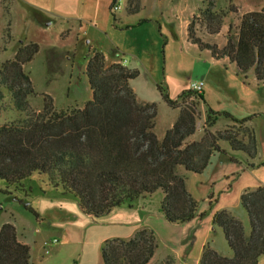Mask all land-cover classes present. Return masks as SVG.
<instances>
[{
  "label": "trees",
  "instance_id": "16d2710c",
  "mask_svg": "<svg viewBox=\"0 0 264 264\" xmlns=\"http://www.w3.org/2000/svg\"><path fill=\"white\" fill-rule=\"evenodd\" d=\"M126 8L129 14L137 13L139 0H127ZM29 9L39 16L37 10ZM224 16L213 2L203 0L187 24L188 41L208 50L216 60L227 58L240 74L253 69L256 80L263 82L264 6L243 13L236 33L228 32L222 47L197 35L196 19L206 34L215 35ZM37 52V43H22L11 58L0 61V104L8 97L18 113L26 111L27 97L35 93L24 65ZM84 72L92 97L83 106L56 110L46 94L38 113L0 126V179L8 187H22L33 172L45 174L53 188L73 195L81 211L94 220L117 206L132 208L159 191L165 220L185 223L204 215L187 189L188 175L201 174L215 153L225 155L223 142L231 151L245 154L246 166L252 165L249 160L257 153L256 132L249 123L252 115L238 118L214 110L191 89L170 98L164 87L156 85L165 104L178 109L171 127L158 138L154 130L157 104L139 100L129 84L139 75L137 69L120 60L107 63L104 54L88 44ZM199 105L204 106L203 134L187 141L197 130ZM219 119L237 128L211 131ZM239 204L247 215V227L228 210H218L212 218L231 253L216 251L208 241L198 264H257L264 254V186L245 189ZM157 246L155 233L141 227L131 237L105 239L100 248L102 264H149ZM0 264H32L30 246L18 240L15 226L8 222L0 225ZM159 264H173V258L168 256Z\"/></svg>",
  "mask_w": 264,
  "mask_h": 264
},
{
  "label": "rangeland",
  "instance_id": "374dc122",
  "mask_svg": "<svg viewBox=\"0 0 264 264\" xmlns=\"http://www.w3.org/2000/svg\"><path fill=\"white\" fill-rule=\"evenodd\" d=\"M25 1L42 4L69 18L55 19L41 34L37 31H22L27 28V22L36 19H28L26 15V22L16 12L13 14L11 31L9 22L6 23L11 20V15L5 12L9 2L5 0L0 3V13L3 15V18L0 17V60L11 58L13 55L10 54L22 43L37 41L40 48L31 63L24 65L35 92L27 97L26 111L18 113L11 108L9 98H3L0 104V126L27 113H38L45 103L46 94L52 98L56 110L81 107L91 99V89L84 72L90 44L91 49L104 54L107 63L112 59L121 60L128 68L139 71V75L129 84L136 89L139 98L157 104L155 132L159 136L174 120L175 110L165 104L156 85L164 87L170 98H176L182 91L190 89L192 81L203 79L204 99L211 108L228 111L238 118L252 115L253 119L249 123L256 132L257 150L263 152V155L254 157V165H259L261 173L264 172V81L256 80L253 69L245 75L240 74L233 63L214 60L207 50L199 49L188 41L187 24L198 12L202 0H139L140 9L134 14L127 13V0L115 1L120 6L118 10L111 8L113 0ZM208 1L213 2L216 9L225 12L222 31L213 38L205 33L196 19L195 28H200L196 33L204 41L215 43L218 47L225 44L228 32L232 35L236 33L241 13L264 6V0ZM35 17L39 25H44L45 19ZM21 32L27 33L30 41H25ZM67 88L70 90L69 95L64 92ZM198 109L197 130L187 141L198 140L203 134L204 106L199 105ZM227 126L237 128L231 121L219 119L211 131L222 130ZM222 147L225 155L215 153L202 174L191 176L196 184L195 199L199 205L204 200L205 209L210 204L217 206L228 201L224 191L233 185V167L242 169L244 165L245 156L242 152L231 151L224 142ZM223 170L226 176L221 174ZM221 190L223 193L219 194ZM207 192L213 194L212 198L207 197ZM160 195L156 191L152 199ZM75 201L73 195L53 188L45 174L33 172L17 189L8 187L0 179V225L5 222L13 224L19 238L30 245L31 257L45 260L54 253L53 247L58 245H50V252L44 253L42 242L57 238V230L45 224L50 218L64 214L67 207L76 204ZM201 213L204 214L203 211ZM244 225L247 226L246 221ZM156 230L164 240L171 236L166 228L157 226ZM210 238V244L218 252L231 253L220 228L214 229ZM160 245L155 250L156 258L163 253ZM262 256L257 264H264Z\"/></svg>",
  "mask_w": 264,
  "mask_h": 264
},
{
  "label": "crops",
  "instance_id": "0c3cea01",
  "mask_svg": "<svg viewBox=\"0 0 264 264\" xmlns=\"http://www.w3.org/2000/svg\"><path fill=\"white\" fill-rule=\"evenodd\" d=\"M3 1L5 0H0V3H2ZM8 2V7L5 8V12L8 15H11V20H7L6 23L9 22L8 27L11 28V31H13V14H15L16 12H18L22 20L25 19L26 15L28 16V19L29 17H33L36 19L34 22L31 20L29 22L24 20L27 22V30L25 29L22 31H37L41 34L45 33V30L47 29L46 26L48 27L49 25H52L55 19L58 20L61 18H69L67 16H64V14L43 6L42 4H37L25 0H8ZM29 7L37 10V14H39V16H37L38 18L41 16L40 18L46 20L44 22V25H39V21L35 17V15H30L31 10L29 9ZM261 7L262 6L255 10H259ZM252 10L253 9L245 10V12ZM243 13H241V15ZM0 17L3 18V15L1 13ZM222 28L223 27L221 26L220 31H222ZM69 29L71 30V28ZM197 31H200V28H198ZM220 31L217 34H219ZM20 34L23 35L22 37H24L25 41H30V38L26 36L27 33L21 32ZM215 35L210 36L214 38ZM34 42L38 44L37 41ZM14 52H12V54L10 55H13ZM39 52L40 48L34 56H36ZM211 58L214 59L213 57ZM218 60H226L229 62L227 58ZM31 61L29 63H31ZM113 61L116 60L112 59L111 62ZM132 89L136 93V89L133 87ZM69 91L70 90L67 88L64 92L66 93V95H69ZM201 94L204 97L205 91L203 90ZM137 98L141 101L151 102L139 98L138 96ZM172 110H175L173 118L174 120L170 122L169 127H171L178 114V109ZM165 130L163 131L162 136ZM155 134L158 138L162 137L159 136L156 132ZM257 154L263 155V152L257 150L256 155ZM243 155L245 156V154ZM254 159L255 158L249 160L252 163L251 166H246L247 159L245 156V161L242 169H236L233 167L232 173L235 176L233 178V185L228 186V189L224 191L228 196L227 202H224L223 204L217 206L210 204L209 207L205 209L203 206V204H205V201L203 200V204L198 206V212L201 213V211H203L204 215L202 217H195L185 223H169L165 220L159 208V202L162 195H160L157 199H152V196L140 199L137 205L132 208H129L127 206L114 207L107 214L101 216L97 220H94L91 216L83 213L79 208L77 201H75L76 204L67 207V211H65L64 214L61 213L62 215L60 214L58 218H50L45 224L46 227H52L57 230V235H55V237H57L58 239V245L53 247L52 252L54 253L45 260H42L41 258V260H39V257L33 259L31 257L30 248V261L32 264H102L100 248L105 239L112 237L128 238L131 237L137 229L141 227H147L155 233L159 244L157 246V249L159 248V246H161L160 244H162L163 250L162 255L158 258L155 257V251L153 257L149 261V264L159 263L163 261L167 256H171L173 258V264H198L203 245L208 241H212L210 236L214 232V229L218 228L215 227L212 223V218L216 211L223 209L231 211L243 223V225L246 221L248 226L247 215L245 211H241L240 209L242 208L239 204L240 195L247 188L254 189L257 186H264V172L261 173L259 165H254ZM262 167L264 168V165ZM221 174L223 176H226L225 170H223ZM192 175L200 174L190 173L187 179V189L195 199L196 184L195 181L191 178ZM56 190L61 191L59 188H57ZM220 193H223V191H219V194ZM212 196L213 194L211 192H207L208 198H212ZM214 203H216V201ZM157 226L160 228H166L170 232L171 236L167 238V240L162 239L160 236L161 234H159V232L157 233ZM18 240L29 245L27 242H25V240L19 238V236ZM210 245L214 248L212 244ZM214 249L216 251H219L216 248ZM220 253L229 255L227 251ZM262 257H264V254Z\"/></svg>",
  "mask_w": 264,
  "mask_h": 264
},
{
  "label": "built area",
  "instance_id": "2783aa9c",
  "mask_svg": "<svg viewBox=\"0 0 264 264\" xmlns=\"http://www.w3.org/2000/svg\"><path fill=\"white\" fill-rule=\"evenodd\" d=\"M114 10H118L120 8L119 5L115 4L112 7ZM203 86H204V80L200 79V80H196V81H192L190 83V89L192 91H194L197 94H201L203 91ZM58 243V239L57 238H52L50 241H46L44 240L42 242L43 248H44V253H49L50 252V245L56 244Z\"/></svg>",
  "mask_w": 264,
  "mask_h": 264
}]
</instances>
